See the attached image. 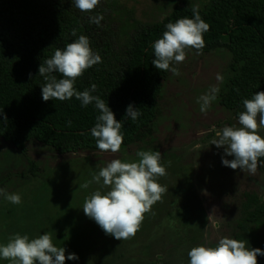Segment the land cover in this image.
<instances>
[{
  "label": "rangeland",
  "instance_id": "374dc122",
  "mask_svg": "<svg viewBox=\"0 0 264 264\" xmlns=\"http://www.w3.org/2000/svg\"><path fill=\"white\" fill-rule=\"evenodd\" d=\"M112 22L119 50L131 43L143 27L161 21L176 1L101 0ZM194 6L210 0H189ZM186 60L173 65L180 75L169 72L152 124V134L113 154L98 149L59 153L38 141L27 143L26 153L0 138V189L18 193L15 205L0 195V244L19 233L30 239L47 232L65 255L79 259L65 264H188V251L200 244L215 247L219 238L247 241L249 249L264 250V220L250 223L240 235L241 206L245 193L264 196L261 164L254 175L222 164L223 148L211 144L217 130L239 127L238 117L220 103V94L231 75V52L225 47L197 54L186 50ZM223 82L216 80L217 74ZM213 85L218 98L207 113L197 99ZM264 137V129L259 133ZM159 151L167 175L158 183L168 188L162 202L145 214L134 237L117 240L83 212L85 199L94 191L108 189L91 181L112 159L135 161L138 151ZM264 264V255L257 256ZM0 264H10L0 259Z\"/></svg>",
  "mask_w": 264,
  "mask_h": 264
},
{
  "label": "trees",
  "instance_id": "16d2710c",
  "mask_svg": "<svg viewBox=\"0 0 264 264\" xmlns=\"http://www.w3.org/2000/svg\"><path fill=\"white\" fill-rule=\"evenodd\" d=\"M193 6L189 0L176 1L161 21L137 31L122 51L102 1L94 12L84 13L72 0H0V138L24 153L32 141L59 153L97 149L91 136L99 115L95 104L83 107L75 97L44 101L41 87L46 82L38 75L41 63L80 35L89 38L102 63L86 70L75 88L83 91L97 85L93 95L122 121V146L150 136L170 72L151 63L152 44L162 38L167 23L193 18ZM199 11L210 25L202 52L223 47L231 52V75L220 103L238 117L243 99L264 91V0H210ZM93 15H103L100 26L89 22ZM72 29L77 30L75 37ZM130 104L140 112L135 121L125 117ZM259 163L264 174V158ZM241 217L240 235L248 233L250 223L264 220V196L246 192Z\"/></svg>",
  "mask_w": 264,
  "mask_h": 264
},
{
  "label": "clouds",
  "instance_id": "9594fccd",
  "mask_svg": "<svg viewBox=\"0 0 264 264\" xmlns=\"http://www.w3.org/2000/svg\"><path fill=\"white\" fill-rule=\"evenodd\" d=\"M101 0H72V4L81 12L90 13L100 5ZM193 18H180L165 25L162 38L152 44L154 59L152 64L160 71H170L179 76L177 67L187 58L186 50L195 49L202 54L206 46L204 33L210 25L201 18L199 6L191 9ZM103 15L89 17V22L100 26ZM76 29L71 35L76 36ZM102 63V57L94 52L89 38L80 35L61 50L57 48L51 58L46 59L38 69L45 84L42 88L44 101H66L75 97L81 106L87 107L94 103L99 110L95 126L91 128V136L95 138L96 148L101 152L118 153L124 142L121 133L122 121H117L115 114L98 95L95 83L90 88L78 91L75 81L83 76L86 70ZM61 78H57V75ZM32 74L29 73L31 79ZM223 82V76H216ZM220 88L213 85L198 97L197 103L201 113H207L211 104L217 100ZM243 111L238 113L239 127L224 126L217 130L213 126L215 138L211 144L224 149L225 156L234 157L229 160L222 157V164L233 170L241 169L254 175L259 166L260 158H264V137L259 133L264 129V91L255 92L251 98L243 99ZM140 116L138 109L129 105L125 117L135 121ZM71 125V121L68 122ZM135 161L112 159L105 167L100 168L92 180L82 185L88 188L92 182L101 184L108 190L102 193L94 191L85 199L83 212L104 231L117 240L131 239L140 230L145 214L151 212L153 205L162 202L168 188L158 183V178L167 175L166 168L161 164L159 151H138ZM0 195L12 204L19 205L22 198L18 193L6 194L0 189ZM188 264H258L257 256L264 255L259 248L249 249L247 241L235 238H219L216 246L200 244L192 247L188 253ZM0 259L10 264H65L66 260H77L75 253L65 255L64 247L53 244L52 237L45 232L36 238L16 233L9 237L6 244H0Z\"/></svg>",
  "mask_w": 264,
  "mask_h": 264
}]
</instances>
